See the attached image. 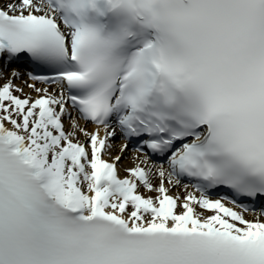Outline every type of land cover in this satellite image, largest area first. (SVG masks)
Segmentation results:
<instances>
[{"label": "snow or ice", "instance_id": "6c2138e0", "mask_svg": "<svg viewBox=\"0 0 264 264\" xmlns=\"http://www.w3.org/2000/svg\"><path fill=\"white\" fill-rule=\"evenodd\" d=\"M0 264H264V0H0Z\"/></svg>", "mask_w": 264, "mask_h": 264}, {"label": "bare ground", "instance_id": "6f19581e", "mask_svg": "<svg viewBox=\"0 0 264 264\" xmlns=\"http://www.w3.org/2000/svg\"><path fill=\"white\" fill-rule=\"evenodd\" d=\"M26 91H27V89H26ZM90 129H91V128H90ZM118 139H119V137H118ZM120 144H121V143H120ZM120 144H119V146L117 147V149H113V150H112V154H113V155H115V154L118 153V151H119V147H120ZM126 155L129 157V159L125 160L123 166H124V167L132 166L133 163H134V161H132V160L130 159V157H131L130 152H127ZM121 172H122L123 174H125V173L123 172V169H121Z\"/></svg>", "mask_w": 264, "mask_h": 264}]
</instances>
